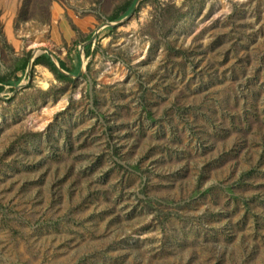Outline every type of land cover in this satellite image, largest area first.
<instances>
[{
	"label": "rangeland",
	"instance_id": "1",
	"mask_svg": "<svg viewBox=\"0 0 264 264\" xmlns=\"http://www.w3.org/2000/svg\"><path fill=\"white\" fill-rule=\"evenodd\" d=\"M0 78V264H264V0H0Z\"/></svg>",
	"mask_w": 264,
	"mask_h": 264
},
{
	"label": "trees",
	"instance_id": "2",
	"mask_svg": "<svg viewBox=\"0 0 264 264\" xmlns=\"http://www.w3.org/2000/svg\"><path fill=\"white\" fill-rule=\"evenodd\" d=\"M133 4H134V2L132 3V5ZM130 8H131V6L129 8H127L126 13L129 12ZM85 50H86L85 53L89 55L90 54V46L87 45ZM56 60L59 64V66L63 70L68 71V69L65 66V63L63 61H61L60 59H57V58H56ZM28 61H29V57L24 58L21 61L20 65L17 67V70H20L21 72H25ZM38 63L45 64L49 68V70L52 71L56 75V77L61 78V79H69L57 70L55 64L53 63L52 59L50 58V56L47 53L40 54L39 56H37L33 60V64H38ZM19 81H20L19 78H16V80L14 82H10L7 79L0 78V83H1L0 91L3 89L5 84H8L11 86V83H12L13 86H11V87H15Z\"/></svg>",
	"mask_w": 264,
	"mask_h": 264
},
{
	"label": "water",
	"instance_id": "3",
	"mask_svg": "<svg viewBox=\"0 0 264 264\" xmlns=\"http://www.w3.org/2000/svg\"><path fill=\"white\" fill-rule=\"evenodd\" d=\"M135 7V6H134ZM134 7L132 8V10L134 9ZM131 10V11H132ZM130 11V12H131ZM94 36H96V33H94ZM45 53H47L49 56H50V58L52 59V61L54 62V56H53V54L49 51V50H45ZM31 64H32V60L30 59L29 61H28V64H27V67H26V70L27 71H29L30 70V68H31ZM67 75H69V76H73V77H76V76H78V75H74V74H67ZM28 79H30V77H28ZM24 84H18V85H16L15 87H14V90H13V93H15L20 87H22Z\"/></svg>",
	"mask_w": 264,
	"mask_h": 264
},
{
	"label": "crops",
	"instance_id": "4",
	"mask_svg": "<svg viewBox=\"0 0 264 264\" xmlns=\"http://www.w3.org/2000/svg\"><path fill=\"white\" fill-rule=\"evenodd\" d=\"M61 61H63L62 59H60Z\"/></svg>",
	"mask_w": 264,
	"mask_h": 264
}]
</instances>
